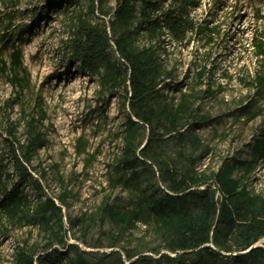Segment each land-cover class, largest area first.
<instances>
[{
	"label": "trees",
	"instance_id": "1",
	"mask_svg": "<svg viewBox=\"0 0 264 264\" xmlns=\"http://www.w3.org/2000/svg\"><path fill=\"white\" fill-rule=\"evenodd\" d=\"M71 2L48 0L30 24H21L20 35L32 33L36 21L46 19L51 7ZM95 4L93 0V12ZM200 6L201 0H115L107 25L79 16L73 30L69 66L79 64L89 75H98L111 94L124 86L128 107L117 165L122 170L119 183L131 189L136 200L126 209L104 204L100 223L109 222L119 231L134 229L137 223L153 224L162 244L150 250L159 257L126 250L127 264H264V196L252 192L245 182L264 159V133L251 144L250 160L224 162L209 173L200 172L195 152L202 143L195 129L213 117L192 114L189 93H183L176 104L163 99L162 83L175 79L162 55L166 51L164 37L169 34L185 45L193 35L206 38L208 43L214 41L217 26L194 14ZM101 14L108 15L103 9ZM12 27L11 22L4 26L1 43L11 39ZM140 33L146 38L142 46L137 42ZM253 44L264 56V41L255 38ZM210 71L204 62L197 72L199 84ZM0 73L14 84L29 81L19 48H13L9 60L0 48ZM248 85L261 87L264 78L258 76ZM140 127L149 129L146 143ZM5 133V148H0V228L8 234L14 228L31 226L43 238L42 244L27 239L19 245L14 264H101L88 259V250L68 243L63 209L69 191L48 195L42 183L46 172L36 176L33 159L46 144L42 119L31 116L25 120L23 139L18 138L11 120ZM167 135L179 137L175 154L164 148ZM147 158L155 160L158 168L143 174ZM157 172L161 184L153 180ZM113 238L111 247L119 242V236ZM105 255H117L119 263L126 264L117 251Z\"/></svg>",
	"mask_w": 264,
	"mask_h": 264
},
{
	"label": "rangeland",
	"instance_id": "2",
	"mask_svg": "<svg viewBox=\"0 0 264 264\" xmlns=\"http://www.w3.org/2000/svg\"><path fill=\"white\" fill-rule=\"evenodd\" d=\"M92 1L72 0L61 8L51 7L46 19L36 21L32 33L20 35L21 24H30L47 7L48 0H0V35L5 25L13 24L11 39L0 41L3 57L9 60L13 48H19L30 75L29 81L14 84L0 73V148H5L8 120L16 126L18 138L23 139L25 120L31 116L42 119L46 144L36 153L33 166L36 176L46 172L42 180L46 194L69 191L63 209L68 243L88 250L91 261L120 264L117 255H105L117 251L127 264L126 250L159 257L150 250L162 244L153 224L137 223L134 229L119 231L109 222L103 226L100 223L104 204L126 209L134 206L136 197L119 183L122 170L117 165L128 111L124 86L111 94L98 75H89L79 64L69 66L79 16L106 25L113 17L115 0H95L96 12L92 11ZM101 9L108 15L102 16ZM194 14L217 26L214 41L208 43L206 38L193 35L185 45L167 34L162 55L175 79L161 86L166 102L176 104L186 92L190 94L192 114L213 117L195 129L202 143L195 152L199 156L196 168L209 173L224 162L250 160L251 144L264 133V85H248L258 76L264 78V56L253 44L255 38L264 41V0H201ZM137 42L140 46L146 43L143 33ZM204 62L211 71L199 84L197 72ZM258 111V116L249 118ZM140 135L146 143L149 129L140 127ZM165 142L166 152L175 154L179 137L167 135ZM145 161L147 170L142 169L143 174L157 170L155 160ZM153 180L162 183L158 172ZM245 182L252 192L264 196V159ZM114 236H119V242L111 247ZM27 239L43 243L37 228H14L8 234L0 228V264H14L17 247Z\"/></svg>",
	"mask_w": 264,
	"mask_h": 264
}]
</instances>
